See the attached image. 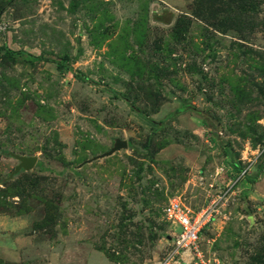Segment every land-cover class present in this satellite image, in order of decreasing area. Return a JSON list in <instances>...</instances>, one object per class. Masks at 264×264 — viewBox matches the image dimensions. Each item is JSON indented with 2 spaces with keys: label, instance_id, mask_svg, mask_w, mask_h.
I'll list each match as a JSON object with an SVG mask.
<instances>
[{
  "label": "rangeland",
  "instance_id": "374dc122",
  "mask_svg": "<svg viewBox=\"0 0 264 264\" xmlns=\"http://www.w3.org/2000/svg\"><path fill=\"white\" fill-rule=\"evenodd\" d=\"M0 48V264H264V0H0Z\"/></svg>",
  "mask_w": 264,
  "mask_h": 264
},
{
  "label": "built area",
  "instance_id": "2783aa9c",
  "mask_svg": "<svg viewBox=\"0 0 264 264\" xmlns=\"http://www.w3.org/2000/svg\"><path fill=\"white\" fill-rule=\"evenodd\" d=\"M243 175L244 171H241L237 173L236 177L240 178ZM163 214L172 225L178 227V232L174 233L173 255L178 252L193 251L199 263L203 261L199 246V235L211 223L215 215L218 214L217 203L211 202L194 212L181 203L178 198L172 197L163 207Z\"/></svg>",
  "mask_w": 264,
  "mask_h": 264
},
{
  "label": "water",
  "instance_id": "95a60500",
  "mask_svg": "<svg viewBox=\"0 0 264 264\" xmlns=\"http://www.w3.org/2000/svg\"><path fill=\"white\" fill-rule=\"evenodd\" d=\"M126 146V142L123 140H116L115 141V145L111 148L110 151L106 152L103 155H100L101 157L104 155H110L112 154L114 151L125 147ZM99 156V157H100ZM13 157L18 161V164L15 166L14 168V172L13 174L17 173L19 170H29L31 169L37 162V157L36 156H26V155H18V154H14Z\"/></svg>",
  "mask_w": 264,
  "mask_h": 264
},
{
  "label": "trees",
  "instance_id": "16d2710c",
  "mask_svg": "<svg viewBox=\"0 0 264 264\" xmlns=\"http://www.w3.org/2000/svg\"><path fill=\"white\" fill-rule=\"evenodd\" d=\"M2 48H0L1 50ZM4 55L9 57V58H14L16 55L21 56V58L27 62L33 63L41 59V56L33 55V54H27L24 51H14V50H5ZM121 97L124 98L125 96L121 94ZM237 169V166H235Z\"/></svg>",
  "mask_w": 264,
  "mask_h": 264
}]
</instances>
